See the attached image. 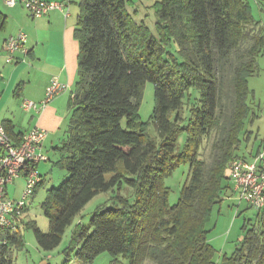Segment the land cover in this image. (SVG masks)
I'll return each mask as SVG.
<instances>
[{"label":"trees","instance_id":"trees-1","mask_svg":"<svg viewBox=\"0 0 264 264\" xmlns=\"http://www.w3.org/2000/svg\"><path fill=\"white\" fill-rule=\"evenodd\" d=\"M251 1L160 0L156 36L135 21L127 0H80L77 81L55 161L68 176L43 202L50 230L32 223L41 247L58 246L95 195L125 180L133 201L119 196L113 206H98L90 224L74 225L70 248L78 247L81 264L103 252L112 255L110 264H125L120 257L128 264H215L207 224L223 194L233 191L229 163L246 157L238 150L251 113L248 79L264 50ZM254 2L264 9V0ZM6 21L0 11V30ZM148 81L159 138L139 113ZM191 89L200 92L196 102ZM216 132L208 161L201 149ZM181 163L190 164L189 178L171 204L166 179ZM256 210L220 264H264V208ZM22 229L21 219L18 228L0 230V264H13L12 250L24 247Z\"/></svg>","mask_w":264,"mask_h":264},{"label":"rangeland","instance_id":"rangeland-1","mask_svg":"<svg viewBox=\"0 0 264 264\" xmlns=\"http://www.w3.org/2000/svg\"><path fill=\"white\" fill-rule=\"evenodd\" d=\"M160 0H127V10L133 16L136 22L145 23L153 34L159 36L157 2ZM68 4L67 1H64ZM254 17L260 21L262 32L264 33V9L261 8L254 0L251 1ZM177 48V44L173 43L171 50ZM250 94L248 103L251 106V113L246 120L245 131L242 135V145L238 153L242 156L249 157L251 151L257 152L259 148L264 151V50L258 56V71L249 77ZM152 81H148L144 87V93L139 109L141 119L148 123L149 133L159 138V133L152 118L155 107V88ZM192 101L196 102L200 96L197 89H191ZM188 116L189 109H186ZM66 119L64 133L67 125ZM217 132L214 133L201 151L204 157L209 161L212 153V144L215 140ZM187 138V133L182 132L179 136L178 143L182 147ZM46 154L50 158L47 161L40 162L38 167L42 174V183L37 187L34 195L29 199L27 211L22 216L23 234L25 245L22 248H14L12 250L13 264H81L77 259L78 247L73 245L70 248L71 235L74 225L81 221L88 225L91 222L92 215L98 206H113L119 199L124 196L133 201L134 190L125 180L122 184H117L108 191H101L95 195L82 209L81 213L76 217L75 222L68 226L60 244L53 249L47 250L41 247L37 241L35 230L32 223H36L42 231L50 230L49 218L43 210V202L45 201L49 189L58 187L68 176L65 169L57 166L55 161L58 154L53 146L46 144ZM190 173V164L181 163L171 176L166 179L167 186L170 187L169 201L176 204L179 201L182 189L187 183ZM232 184V182H231ZM25 187V177L16 178L9 184L8 195L12 198H20ZM227 196H231L227 198ZM223 200L215 205L212 218L207 224L210 229L209 240L217 249L215 256V264H220L224 254L231 255L236 249L237 243L244 237L243 225L245 221L255 222L257 210L250 207L247 203L239 204L236 194L230 189L223 194ZM113 257L109 252L99 254L91 264H110ZM125 264L128 260L120 257Z\"/></svg>","mask_w":264,"mask_h":264},{"label":"crops","instance_id":"crops-1","mask_svg":"<svg viewBox=\"0 0 264 264\" xmlns=\"http://www.w3.org/2000/svg\"><path fill=\"white\" fill-rule=\"evenodd\" d=\"M60 1L68 2V15L52 9L46 15L33 17L23 0H18L14 6L0 0V11L7 17L5 27L0 30V122L14 135L37 125L47 129L44 153L47 143L55 150L61 144L78 73L79 42L74 33L80 0ZM21 31L28 36V52H16L15 60L9 62L6 41ZM54 78L68 83L69 89L55 96L41 112L25 110L24 99L40 102ZM257 152L251 151L245 158L251 159ZM56 153L59 156L57 150Z\"/></svg>","mask_w":264,"mask_h":264},{"label":"built area","instance_id":"built-area-1","mask_svg":"<svg viewBox=\"0 0 264 264\" xmlns=\"http://www.w3.org/2000/svg\"><path fill=\"white\" fill-rule=\"evenodd\" d=\"M23 1L33 17L46 15L52 9H59L66 15L69 14L68 5L64 1ZM5 2L9 6H14L18 0H5ZM27 40L28 36L23 31L7 39L5 44L7 61H14V55L18 51L28 52ZM68 89V83L54 78L40 102L24 99L22 106L25 110L41 112L55 96ZM47 134V129L37 125L13 137L0 122V230L18 228L27 210L29 199L43 180L38 165L49 160L48 155L42 150ZM229 171L233 193L236 194L237 200L248 203L256 209L264 208V151L257 153L251 159L233 158L229 163ZM20 176L25 177L24 190L20 198H12L8 195L9 184Z\"/></svg>","mask_w":264,"mask_h":264}]
</instances>
